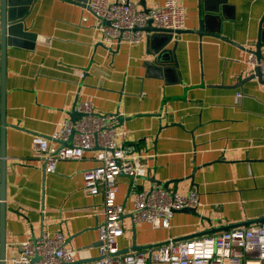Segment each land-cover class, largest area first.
Instances as JSON below:
<instances>
[{
	"label": "crops",
	"instance_id": "0c3cea01",
	"mask_svg": "<svg viewBox=\"0 0 264 264\" xmlns=\"http://www.w3.org/2000/svg\"><path fill=\"white\" fill-rule=\"evenodd\" d=\"M165 1L129 0L138 10ZM176 2L185 31L173 34L171 53L155 64L149 33L141 31L137 44L107 42L86 2L34 0L24 29L36 37L5 48V264L19 242L45 230L61 232L77 260L98 257L102 198L86 194L82 178L96 149L46 173L31 147L32 135L50 136L87 100L95 113L122 118L116 129L126 133L128 155L146 169L133 181L117 178L115 203L126 211L119 250L264 216V85L237 84L252 72L247 54L260 58L264 50V0H227L209 23L214 32L201 38L191 30L208 12L204 0ZM153 178L178 180L168 186L178 194L196 190L198 215L174 212L167 229L133 221L134 192L149 190Z\"/></svg>",
	"mask_w": 264,
	"mask_h": 264
},
{
	"label": "built area",
	"instance_id": "2783aa9c",
	"mask_svg": "<svg viewBox=\"0 0 264 264\" xmlns=\"http://www.w3.org/2000/svg\"><path fill=\"white\" fill-rule=\"evenodd\" d=\"M84 9L98 20V30L107 42L137 44L141 30L148 20L158 28H184V10L176 0H166L157 8L136 9L129 0H86ZM107 21L108 25L102 24ZM246 63L259 67L264 81V50L258 59L252 52ZM83 114L73 122L65 119L50 136L32 135L31 147L35 157L42 160L44 171L53 173L62 160H80L85 152L96 149V164L82 172L83 191L100 195L101 216L98 259L80 264H264V222L241 226L217 234L178 242L170 238L166 244L146 251L117 254V239L123 235L120 218L126 212L115 203L117 178L128 176L132 181L146 175L138 155H128L125 131H117L118 114L95 113L91 101L78 104ZM119 137L120 143L116 142ZM133 186V185H132ZM133 207L129 211L133 221L146 222L152 228H170L174 210L200 205L196 190L178 194L153 184L149 190L134 192ZM78 250L65 247L61 232H41L39 238L18 243L17 254L8 264H75Z\"/></svg>",
	"mask_w": 264,
	"mask_h": 264
},
{
	"label": "water",
	"instance_id": "95a60500",
	"mask_svg": "<svg viewBox=\"0 0 264 264\" xmlns=\"http://www.w3.org/2000/svg\"><path fill=\"white\" fill-rule=\"evenodd\" d=\"M79 5H84L83 3L86 0H69ZM227 0H204V11H208L207 14H204L198 22V28L196 30H191V32L197 34L200 38L202 36H206L214 32V30L209 29V23L212 20L216 19V14L219 11V8L223 7ZM34 0H0V199L3 201V190H4V154H3V137H4V128L6 126L5 122V48L7 45H19L22 41H24V37H36L35 34H32L24 29L25 17L30 11V8L33 4ZM142 6L144 5L141 2ZM206 4L209 5V8H205ZM143 10H148L143 7ZM102 24L108 25L107 21L101 20ZM141 31H145L149 33V43H150V52L156 54L155 64L163 63L161 57L164 54H170L171 50L166 48L169 42L172 40L173 34H179L184 32L185 30H171L165 28H158L153 25L151 20L146 22V25L142 28H137ZM259 59V58H258ZM171 62V61H170ZM152 63V65H154ZM173 68L172 66H168ZM253 78H257L259 82L264 85V81L262 80V75L259 67H255L252 69V72L238 80L237 84L240 85L244 82H247ZM69 118L71 121L75 122L80 117L83 116L82 113L78 112L74 107H72L71 111L68 112ZM122 118L118 117V121ZM192 178V175H190ZM153 183L159 184L166 190H169V184L171 182H177L178 180H169L161 182L159 180L152 179ZM187 212L190 214L198 215L196 212V208L194 207H183L178 210H174V212ZM3 218H4V205L3 202H0V264H5V256H4V231H3ZM264 222V216L252 220H246L242 222L230 223L226 225H218V226H210L208 229L194 232L192 234H188L185 236L172 238V241L178 242L182 240H188L192 238H198L201 236L213 235L222 231L230 230L233 228L251 225ZM168 240L163 242H158L155 244H143L138 245L135 241L132 242V245L123 250H118L117 254L127 253L129 251H146L152 248H156L163 244H166ZM101 240L99 241V245L101 244ZM95 258V260H97ZM89 262L85 260H76L75 264Z\"/></svg>",
	"mask_w": 264,
	"mask_h": 264
}]
</instances>
